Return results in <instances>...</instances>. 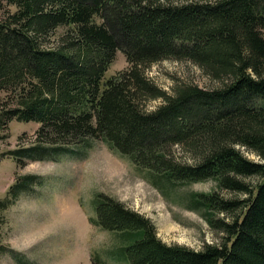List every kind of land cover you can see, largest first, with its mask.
I'll list each match as a JSON object with an SVG mask.
<instances>
[{
	"label": "trees",
	"instance_id": "trees-1",
	"mask_svg": "<svg viewBox=\"0 0 264 264\" xmlns=\"http://www.w3.org/2000/svg\"><path fill=\"white\" fill-rule=\"evenodd\" d=\"M0 13V128L38 123L28 145L0 159L22 163L102 139L159 189L214 179L245 195L191 194L219 243L167 244L149 218L101 193L97 222L117 232L129 264H264V0H0ZM118 50L127 67L105 78ZM169 57L194 62L220 85L162 90L144 69ZM152 99L162 101L148 109ZM249 176L259 180L248 184ZM36 178L19 176L0 211Z\"/></svg>",
	"mask_w": 264,
	"mask_h": 264
},
{
	"label": "rangeland",
	"instance_id": "rangeland-1",
	"mask_svg": "<svg viewBox=\"0 0 264 264\" xmlns=\"http://www.w3.org/2000/svg\"><path fill=\"white\" fill-rule=\"evenodd\" d=\"M126 67L125 57L118 50L104 77ZM144 73L166 92H172L179 83L203 88L220 85L187 59H162L146 67ZM161 101L150 100L148 109ZM37 126L33 121L12 119L0 128V153L28 145ZM236 147L247 158L262 160L247 147ZM174 149L179 159L191 160L180 147ZM21 162L9 154L0 159V199L6 197L19 176H37L28 189L20 191L12 198L13 203L0 211V264H129L118 255L123 243L117 232L97 222V193L113 197L149 218L163 242L195 250L206 243H219L222 234L208 222L203 206L189 205L191 194L215 191L223 198L245 196L219 187L214 179L159 189L150 182L146 170L136 167L102 139H90L87 145L66 152H48L41 159L23 157ZM243 179L253 185L259 177ZM214 217L231 219L232 215L216 211Z\"/></svg>",
	"mask_w": 264,
	"mask_h": 264
}]
</instances>
